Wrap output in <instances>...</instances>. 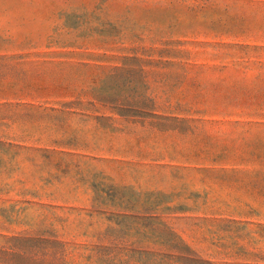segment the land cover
Wrapping results in <instances>:
<instances>
[{"label":"rangeland","instance_id":"rangeland-1","mask_svg":"<svg viewBox=\"0 0 264 264\" xmlns=\"http://www.w3.org/2000/svg\"><path fill=\"white\" fill-rule=\"evenodd\" d=\"M0 264H264V0H0Z\"/></svg>","mask_w":264,"mask_h":264}]
</instances>
